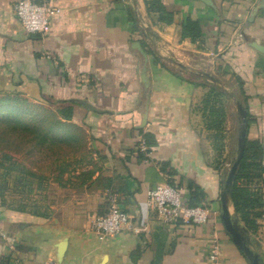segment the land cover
<instances>
[{"label": "crops", "instance_id": "1", "mask_svg": "<svg viewBox=\"0 0 264 264\" xmlns=\"http://www.w3.org/2000/svg\"><path fill=\"white\" fill-rule=\"evenodd\" d=\"M19 1L0 0V97L71 108V120L59 117L86 133L98 166L66 203L72 212L60 203L39 216L6 208L0 198V264H211L212 232L221 242V264H249L221 220L224 169L197 109L210 84L197 78L200 70L217 75L235 95L238 78L246 96L247 138L263 148L260 169L249 170L262 199L251 209L257 231L235 213L264 264V53L251 45H264V0H162L173 12L170 24L144 0H44L61 12L38 34H28L15 15ZM187 20L199 25L202 38L180 37ZM136 42L147 54L151 87L142 128L145 59ZM139 139L148 152H137ZM162 172L188 204L209 208L207 224L160 220L148 196L165 181ZM112 203L128 212L131 226L100 237L91 221Z\"/></svg>", "mask_w": 264, "mask_h": 264}, {"label": "rangeland", "instance_id": "2", "mask_svg": "<svg viewBox=\"0 0 264 264\" xmlns=\"http://www.w3.org/2000/svg\"><path fill=\"white\" fill-rule=\"evenodd\" d=\"M20 115L29 126L47 127L49 124L32 122L42 121V117L31 110ZM11 119L13 116L0 111V198L4 207L48 215L58 210L60 203H63V208L72 212L74 209L66 206V203L75 194L80 195L84 185L90 181H84L82 173L98 166L88 136L80 127L81 135L74 129L64 128L60 132V138L64 141L52 144V141L47 140L36 145L29 128H23L20 123L18 125L23 129L9 128L8 121ZM240 127L238 106L230 98L224 124L225 148L221 153L216 151L218 166L222 165L224 169L222 180H225L237 157ZM68 134H75L76 137ZM233 216L236 218L234 213Z\"/></svg>", "mask_w": 264, "mask_h": 264}, {"label": "trees", "instance_id": "3", "mask_svg": "<svg viewBox=\"0 0 264 264\" xmlns=\"http://www.w3.org/2000/svg\"><path fill=\"white\" fill-rule=\"evenodd\" d=\"M148 11H155L160 13V22L164 24H170L173 21V12L168 10L164 5L162 0H144ZM179 35L181 38L190 37L193 42L198 38H202L203 32L201 31L199 25L192 21L187 20L186 23L182 24L180 27ZM194 74V73H193ZM198 76V75H196ZM201 78V76H198ZM238 82V90L236 89V96L240 100L247 111L246 96L244 97V92L242 89L241 81L235 78ZM197 83V82H196ZM241 84V85H240ZM231 97L223 89L217 87L216 85L210 83L209 89L205 92L200 104L197 109L200 111L206 128L211 131L212 138L214 141L215 148L219 153L225 148V134H224V124L227 120V101ZM30 107V109H29ZM31 110L37 114L38 117H42V121L33 120L32 122H49L47 127L41 125L29 126L27 121L21 118L20 113ZM0 111L2 114L13 116V119L9 120V128L11 130L20 129L21 125L23 128H29L32 135V140H35V144L44 143L47 140L52 141V144H56L61 139L60 132L64 128L74 129L78 135H81L79 127L69 121H64L60 117L66 120H71L72 109H58L53 111L45 108L40 104L32 103L28 98L20 95L14 96H2L0 97ZM36 116V117H37ZM60 116V117H59ZM249 120V112H248ZM26 122V123H24ZM20 123V126L18 125ZM21 128V129H23ZM28 130V129H27ZM141 133L142 130H139ZM70 137H76L75 134H68ZM140 143V139L137 144ZM147 144V143H146ZM137 152L140 149L137 148ZM263 154V148L260 142L252 141L247 138L245 144L244 155L242 161L238 167L235 181L233 184V204L237 214L239 215L241 221L244 225L251 231H257L258 225L254 218L252 208L262 205L261 196L258 192L253 191L251 188V176L250 169H260L261 157ZM84 176V181L91 180L93 177V170H86L82 173ZM83 181V182H84ZM194 206V205H193ZM17 209V208H11ZM20 210V209H18ZM39 216H47V214L34 213ZM226 231V230H225ZM227 233V232H226ZM228 234V233H227ZM229 235V234H228Z\"/></svg>", "mask_w": 264, "mask_h": 264}, {"label": "built area", "instance_id": "4", "mask_svg": "<svg viewBox=\"0 0 264 264\" xmlns=\"http://www.w3.org/2000/svg\"><path fill=\"white\" fill-rule=\"evenodd\" d=\"M14 12L28 34H38L48 29L51 18L60 13L61 8L44 0H21L14 5ZM139 149L148 152L149 148L144 139L140 140ZM162 174L165 181L157 184L148 196V205L157 213L160 220L164 224L177 221L197 225L207 224L210 216L209 208L188 204L178 188L169 181V176L163 172ZM130 226V215L116 203H112L106 213L96 215L91 221V230L100 237L122 233ZM221 256L222 246L219 236L216 232H212L209 237L211 264H221Z\"/></svg>", "mask_w": 264, "mask_h": 264}, {"label": "water", "instance_id": "5", "mask_svg": "<svg viewBox=\"0 0 264 264\" xmlns=\"http://www.w3.org/2000/svg\"><path fill=\"white\" fill-rule=\"evenodd\" d=\"M252 47L255 48L257 51L264 53V45L259 44L257 42L251 43ZM133 47H136L144 56L145 59V66L141 72V80L144 84L145 88V112L143 114V118L140 124V128L144 127L147 122L148 117V105H149V99H150V93H151V87H150V79L148 76V70H147V64H148V58L146 52L142 49L140 46V43L136 42ZM197 74L201 76L205 81L210 82L217 87L223 89L226 93L229 94V96L236 102L238 106L239 115L241 118V127H240V137L238 141L239 150L237 153V157L232 163L230 170L225 178V180L222 181V190L220 194V200H221V220L224 225V228L226 232L229 234L230 238L234 242V244L238 247L240 252L247 258L249 264H263L260 255L258 252L254 251L251 248V239L247 232V230L240 225L239 219L236 216V213L232 212V205H233V184L235 181L236 173L238 170V167L242 161L244 150H245V144L247 140V132H248V126H249V120H248V111L244 104L238 100L235 93L228 88H226L221 81V79L215 75L211 74L206 71H197ZM83 103L91 108L92 110H95L97 112H103L105 110H98L96 107L92 106L90 103L83 101ZM233 213L235 214L236 218H234ZM66 240L64 239L60 243L59 247V256L62 255L64 248H65Z\"/></svg>", "mask_w": 264, "mask_h": 264}]
</instances>
